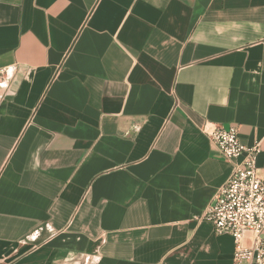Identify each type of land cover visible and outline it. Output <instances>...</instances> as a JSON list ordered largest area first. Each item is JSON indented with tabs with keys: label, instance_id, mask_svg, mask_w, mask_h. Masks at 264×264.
Segmentation results:
<instances>
[{
	"label": "crops",
	"instance_id": "0c3cea01",
	"mask_svg": "<svg viewBox=\"0 0 264 264\" xmlns=\"http://www.w3.org/2000/svg\"><path fill=\"white\" fill-rule=\"evenodd\" d=\"M7 68L0 264H235L198 217L215 125L264 178V0H0Z\"/></svg>",
	"mask_w": 264,
	"mask_h": 264
},
{
	"label": "built area",
	"instance_id": "2783aa9c",
	"mask_svg": "<svg viewBox=\"0 0 264 264\" xmlns=\"http://www.w3.org/2000/svg\"><path fill=\"white\" fill-rule=\"evenodd\" d=\"M11 74V69L0 70V87L10 88ZM208 136L212 147L232 164L233 174L198 221L210 222L217 235L233 237L235 264H264V178L257 166L261 144L244 146L237 125H215Z\"/></svg>",
	"mask_w": 264,
	"mask_h": 264
}]
</instances>
